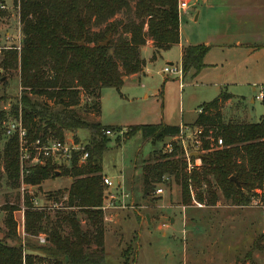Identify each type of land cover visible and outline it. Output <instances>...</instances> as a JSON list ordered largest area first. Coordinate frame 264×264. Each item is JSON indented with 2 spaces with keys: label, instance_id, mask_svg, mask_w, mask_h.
<instances>
[{
  "label": "trees",
  "instance_id": "16d2710c",
  "mask_svg": "<svg viewBox=\"0 0 264 264\" xmlns=\"http://www.w3.org/2000/svg\"><path fill=\"white\" fill-rule=\"evenodd\" d=\"M14 5L22 24L21 47L0 50V83L5 73L16 70L20 85L16 105L9 113L0 110V164L9 185L19 187L20 155L17 134L5 135L3 123L8 119H21L29 143L43 142L48 136L62 139L64 131L81 128L90 130L91 140L85 145L88 157L80 166L74 154L70 167L47 159L44 165L28 169L23 182L31 186L56 176L71 179L66 191H57L54 198L63 211L50 219L25 196L24 232L37 239L42 236L44 245H38L18 239L13 212L19 209L9 207L4 239H0V264H107L101 162L107 151L103 131L110 129L83 120L72 110L82 92L89 102L87 113L97 116L101 90H119L124 77L142 71L145 61L140 49L147 41L152 43V60L179 43L178 0H14ZM119 14L123 20L115 19ZM209 49L203 44L186 46L180 61L182 75L193 71L196 76L206 67L203 60ZM33 96L61 104L62 109H50ZM230 98L221 91L199 107L191 124L181 125L202 128L199 165L188 169L179 142L172 143L170 152L152 151L141 162L143 197L171 180L179 185L181 203L187 206L194 202L215 206L219 197L234 206H246L257 190L264 192V97L256 123L224 122L220 109ZM181 126L137 125L127 137L140 132L144 141L156 146L178 136ZM218 138L220 147L216 146ZM262 248L259 242L254 244L255 250Z\"/></svg>",
  "mask_w": 264,
  "mask_h": 264
},
{
  "label": "rangeland",
  "instance_id": "374dc122",
  "mask_svg": "<svg viewBox=\"0 0 264 264\" xmlns=\"http://www.w3.org/2000/svg\"><path fill=\"white\" fill-rule=\"evenodd\" d=\"M246 1L230 0L225 4L223 0H190L188 8L180 11L183 45L205 40L207 35L227 42L222 50L209 49L203 60L208 66L196 76H192L193 71L181 81L176 72L162 76L165 67L180 69L179 47L152 60L150 47L144 46L141 50L145 59L144 74L136 82L124 80L119 90L103 88L97 116L87 113L85 105L89 102L82 92L79 94V104L72 111L83 120L108 126L112 132L104 136L107 151L101 162L102 174L112 182L110 188L105 187V194L114 195L116 203L115 208L103 211L107 264H124L126 253V264H264V238L261 239L264 226L260 210L250 204L234 206L222 197L215 206L183 205L180 187L173 180L156 187L162 189L161 194L153 191L143 197L139 166L152 151H164L168 141L164 139L152 146L143 140L140 132L127 137L137 125L192 123L199 106L224 90L245 96L241 104L247 108L246 120L259 121L262 102L255 100L251 105L249 101L264 87V7H256L257 0ZM0 11L3 12L0 50L19 49L22 24L14 0H0ZM115 19L124 17L119 14ZM237 42L246 46L235 47ZM167 62L172 65L168 66ZM252 87H257L255 94ZM19 93L18 71L5 73L0 83V110L9 113ZM32 98L50 109H62L61 104H54L45 97ZM233 101L236 104L239 100L235 97ZM188 128L192 130L191 125ZM63 133L67 140L79 139L83 144L91 140V132L86 128ZM2 147L3 142L0 151ZM70 181L68 176H56L42 181L40 186L20 182L19 187L13 188L0 164V239L5 235L7 209L17 207L19 210L13 212V217L18 239L44 245L36 237L26 233L22 236L18 227L25 196L37 210L53 219L56 213L63 211L60 202L54 200L56 193H64ZM82 226L86 227L84 221ZM63 229L66 234L67 228ZM6 242L17 244V241ZM256 242L263 248L255 250Z\"/></svg>",
  "mask_w": 264,
  "mask_h": 264
},
{
  "label": "built area",
  "instance_id": "2783aa9c",
  "mask_svg": "<svg viewBox=\"0 0 264 264\" xmlns=\"http://www.w3.org/2000/svg\"><path fill=\"white\" fill-rule=\"evenodd\" d=\"M190 0H178V9L179 12L181 10L188 8V3ZM3 8V5H1ZM164 73L169 74L171 72L178 73L179 81L182 80V72L180 69L165 67L163 70ZM264 97V87H260L258 90V94L256 95L257 100H262ZM3 127L5 130V135L10 137L14 133L18 136V147H19V162H20V182H23L24 177L28 174V169L35 165H44L47 159H51L55 161L58 166L62 167H70L72 163V157L76 155V165L80 166L85 163L88 153L85 151V145L79 139H70L67 140L64 137L62 139H57L51 136H48L43 142L40 140H36L35 142L29 143L26 139V131L22 126L21 119H8L3 123ZM202 128L199 126L193 127L192 130L188 128V126H181L180 133L176 137L167 138L168 143L165 145L164 152H170L172 150V143L179 142L182 146L183 154L187 163L188 169H190L193 165L200 164V158L193 157L194 153L200 154V141L198 140V136L201 134ZM105 136H110L112 132L110 130L103 131ZM216 146H222V140L220 138L217 139ZM193 158V161L191 160ZM26 166H24V164ZM58 173V172H57ZM103 185L105 187L110 188L112 186V182L105 176L102 179ZM26 185V184H25ZM157 194L162 193V189H156ZM256 194L251 197L250 205L252 207L260 210L262 224L264 226V192L261 190H257ZM115 197L112 194H105L104 203L101 207L102 211L107 209H113L116 207V203H114ZM197 207H203L202 204L194 202ZM24 208L20 211L21 220L18 222V227L21 228L22 236L25 234L24 232ZM39 243H44V238L42 236L39 237Z\"/></svg>",
  "mask_w": 264,
  "mask_h": 264
},
{
  "label": "crops",
  "instance_id": "0c3cea01",
  "mask_svg": "<svg viewBox=\"0 0 264 264\" xmlns=\"http://www.w3.org/2000/svg\"><path fill=\"white\" fill-rule=\"evenodd\" d=\"M230 0H223V3H228ZM248 1V0H247ZM246 1V2H247ZM255 4H257V6L256 7H264V2L262 1V0H257L256 2H255ZM256 7H254V8H256ZM232 8V7H231ZM237 8V7H236ZM179 35H180V27H179ZM238 43V42H237ZM200 44H203V45H208V46H210V49L212 48H215V49H220V50H222L223 49V47L227 44V42L226 41H222V40H218V38H216V37H214V36H212V35H207V38L205 39V40H202V41H200V42H195L194 44H187V45H183V43H182V41H181V35H180V39H179V43L177 44V45H175V46H173L172 48H174V47H179V57H180V59H179V61H181V56H182V50L186 47V46H189V45H200ZM234 45V44H233ZM144 46H148V47H150V49H151V52L153 51V48H152V43H151V41H147V43L144 45ZM143 46V47H144ZM246 45L244 44H241V43H238V45H235V47H245ZM143 47H141V49H140V54H141V50H142V48ZM172 48H170V49H172ZM170 49H168V50H166V51H162L161 53H160V55L158 56V57H160L161 56V54H163V53H166L167 51H169ZM157 57V58H158ZM141 58L142 59H144L142 56H141ZM144 61H145V59H144ZM167 64H168V66H170V65H172V63L171 62H167ZM205 65H206V67L208 66L206 63H205ZM205 67V68H206ZM144 69H145V65H144V67H143V69H142V71L139 73V74H135V75H132V76H128V77H124V79H123V83H124V80H126V79H128V80H130L131 82H136L138 79H139V77H140V75L141 74H144ZM190 73V72H189ZM165 75V73L164 72H162V76H164ZM184 78H185V76H183L182 75V80H184ZM251 91L255 94L256 92H257V87H252V89H251ZM222 92H226V93H228L227 92V90H224V91H222ZM220 93V92H219ZM218 93V94H219ZM217 94V95H218ZM228 94H230L231 95V98L230 99H228V100H226L224 103H223V106L221 107V109H220V111H221V117H222V120L224 121V122H228V121H231V122H242V123H250V122H248L246 119H247V116H246V112H247V108L246 107H244L241 103V101H244L246 98H245V96H243V95H235V94H232V93H228ZM216 95V96H217ZM235 97H237L238 98V103H234V101H233V99L235 98ZM256 95L254 96V97H250V101H249V104H251V105H253L254 104V102H255V100H257L256 98ZM205 103V102H204ZM203 104V103H202ZM201 104V105H202ZM200 105V106H201ZM199 106V107H200ZM100 107H101V93H100ZM250 108H252V106L250 107ZM195 120V119H194ZM189 124H191V123H189ZM181 125H188V124H181ZM180 125V126H181ZM104 176V175H103ZM40 185H42V184H39V186ZM171 220H173V219H171Z\"/></svg>",
  "mask_w": 264,
  "mask_h": 264
},
{
  "label": "water",
  "instance_id": "95a60500",
  "mask_svg": "<svg viewBox=\"0 0 264 264\" xmlns=\"http://www.w3.org/2000/svg\"><path fill=\"white\" fill-rule=\"evenodd\" d=\"M106 42H107V39H106L105 41L101 42L100 45H105ZM80 44H82V43H80ZM198 156H199L198 153H194V154H193V157H198ZM56 175H57V173H56ZM231 179H232V180H235L234 178H231Z\"/></svg>",
  "mask_w": 264,
  "mask_h": 264
}]
</instances>
